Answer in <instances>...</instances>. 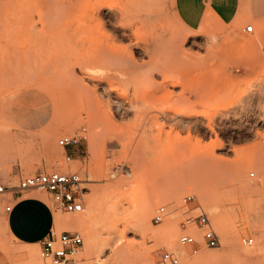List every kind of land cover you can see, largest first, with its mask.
I'll return each instance as SVG.
<instances>
[{"label": "rangeland", "instance_id": "1", "mask_svg": "<svg viewBox=\"0 0 264 264\" xmlns=\"http://www.w3.org/2000/svg\"><path fill=\"white\" fill-rule=\"evenodd\" d=\"M51 2L0 0V182L8 188L0 195L1 242L20 250L30 245L17 240L4 225L5 208L14 206L12 194L21 179L40 172H76L85 181L81 213L56 210L46 192L23 193L44 200L53 218L89 213V199L96 197L92 228L99 248L92 246L86 230L53 224L56 233L82 235L80 264H161L163 251L179 256L184 250L192 257V247L181 245L179 238L187 232L201 241L204 229L186 222L201 212L208 214L221 246L200 249L208 256L221 255L215 264H233L241 256V245L248 247L244 237H253L256 243L259 232L251 220L264 226V205L251 214L258 193L242 187L247 182L264 187V0H239L230 21L209 17L197 30L184 27L175 0L110 3L113 21L106 24L109 19L101 17L105 28L95 27L94 33L138 64L154 67H147L153 88L144 90L162 100L163 113L150 111L152 116L166 117L157 123L135 121L124 89L112 96L113 103L103 99L107 115L116 116L117 123L92 119L71 98L76 80L92 90L97 82L75 58L70 65L56 60L54 53L66 49L71 30L93 25L98 10L92 6L88 14L80 10L67 15L61 0ZM213 3L221 6L224 0ZM248 25L254 26L253 33L245 31ZM81 40L74 37L73 54L82 50ZM96 89L102 94L100 86ZM23 91L31 93L33 103L22 101ZM129 91L134 100L133 90ZM117 98L129 105L121 113L115 108ZM189 115L193 122L185 125ZM64 136H78L80 144L64 150L58 145ZM188 196L194 197L190 203L185 201ZM211 205L218 209L221 225ZM161 206L168 216L157 225L152 219ZM143 209L151 210L146 234L136 226ZM168 224L171 229L164 231ZM186 260L180 264H196ZM247 262L264 264V249Z\"/></svg>", "mask_w": 264, "mask_h": 264}, {"label": "bare ground", "instance_id": "2", "mask_svg": "<svg viewBox=\"0 0 264 264\" xmlns=\"http://www.w3.org/2000/svg\"><path fill=\"white\" fill-rule=\"evenodd\" d=\"M112 1L113 0H61L62 7L65 13H67V15H73L75 12H78L80 10H85V12L88 14L90 13V8L92 6H94L93 9L96 8V12L98 10V15L96 19H94L93 25L87 24L81 29L75 30L74 32H72L71 30L68 33L66 38V49L60 53H54L55 59L59 61L60 58H62L64 61L68 62L71 65L73 63V58H75L82 70L86 71L88 77L97 82L95 89L92 90L89 86L84 83V81L76 80L75 83H72V90L70 94L71 98H74V100L79 103V107L85 110L92 119L104 118L107 122L109 120L117 123L116 121H118V118L116 119V116H112L110 118L107 115L105 111L106 108L104 107L105 102L103 99H106L107 97L108 99H106V101H108L112 98L115 93L118 95L121 89H124L125 91H127V94L124 99L128 100V104L130 105V107L135 109V121L140 123H157L159 120H164L166 117L164 116L165 118H160L158 116H152L150 113V111L160 113H163V111L159 109L160 104L162 102L161 98H159V96H155V93L153 92H147V90H144V88L151 87L154 84L153 75L148 73V66L146 64H138L134 58L128 56L126 54L127 52H125L124 50L117 48V46H115L113 42L108 39L101 40V34L99 37L94 33L95 27L96 29H98V27L105 28V23L102 21V18L109 19L106 21V24H109L111 21H113L112 17H114L115 14L110 4L112 3ZM51 3L54 5L56 2L55 0H52ZM106 8H108L109 11L106 12ZM124 21L127 22L125 16ZM184 27L186 26L184 25ZM98 32L100 31L98 30ZM135 33L137 32L135 31ZM135 33L133 34L136 35ZM75 36H79L82 38L81 42L83 45L81 51H76V53L73 54L72 45L74 43ZM148 68L154 69V67L152 66ZM172 84L174 85L175 82L172 81ZM98 86L101 87L102 94L97 93L96 88ZM130 88L134 92V100H130L128 96V91L130 90ZM151 88H153V86ZM122 99L123 98H117L114 100L116 111L119 113H121L123 110L125 111V107H129V105L126 106V104L122 102ZM112 100L113 99H111V102L113 103ZM172 112L174 113V110H172ZM186 117L187 118L183 121L185 125H188L193 122L191 121L192 115ZM103 120L100 119L99 121ZM252 160L253 159L250 158L248 162H251ZM243 184L244 185H242V187H246L248 191H252L253 193L257 192L258 196L260 197L256 203H252L251 214H255L258 209V206L264 205V187H251L247 185L249 184L248 182L247 184ZM88 208L90 209L89 213L81 214L76 218H63L59 215H56L55 225L56 227H62L64 225L71 228H81L86 230L87 237L91 241L92 246L94 248H99L100 245L98 244L97 238L92 228L98 211V200L96 199V197H90L88 202ZM210 210L217 215L216 221L219 225H221L218 209L215 206L211 205ZM150 215L151 210L149 209H143L138 214L136 226L140 229L143 234H146L149 230ZM251 222L253 226L258 229L259 232L256 236V243L248 247L241 245L239 249L241 256H239V258L236 257V259L232 261L233 264H247V261L251 259L254 254L264 249V246H262V244L264 243V226H260L254 220H251ZM4 225L7 226V219L4 220ZM164 228V231H168L169 229H171V225L168 224ZM224 236L225 241L229 243L230 238L227 236L225 229ZM3 242L4 241L1 242L0 239V248L10 255L14 264H18V258L24 260L23 263L21 262L22 264H41V257L39 256V252L36 253L33 250L21 252L18 249L11 248L12 245L9 246L7 244H4L5 242ZM183 251L184 250L179 251V256L175 253L174 254L180 257L183 261H185V258H187L186 261L189 260L195 262L196 264H215L216 262L222 259L221 255L208 256L203 253L201 249L194 253L192 257H190L187 253Z\"/></svg>", "mask_w": 264, "mask_h": 264}, {"label": "built area", "instance_id": "3", "mask_svg": "<svg viewBox=\"0 0 264 264\" xmlns=\"http://www.w3.org/2000/svg\"><path fill=\"white\" fill-rule=\"evenodd\" d=\"M248 33L254 32V26L248 25L245 29ZM81 139L78 136H64L58 141L60 148L66 150L70 147H76L80 144ZM66 161L71 160V156L65 155ZM255 176L254 173L251 174ZM85 181L76 172L52 171L50 173H36L20 180L16 187V192L23 193L33 190L46 192L56 210L65 213L77 214L85 209L83 193ZM8 188L0 182V195L6 193ZM193 196L186 197V202H192ZM13 206H6L5 210L10 213ZM168 216L165 206L159 207L154 216L153 223L162 224ZM187 223H194L204 232L201 241L197 240L190 233L184 232L179 242L186 247H192V252L196 253L203 245L207 248L214 249L221 246V240L217 232L212 228L211 220L207 213L201 212L195 217H189ZM243 243L250 246L254 243L253 237H244ZM41 264H79L80 256L84 248V240L79 232L62 231L56 233L52 231L45 238L40 247ZM181 258L171 251H163L160 255L161 264H180Z\"/></svg>", "mask_w": 264, "mask_h": 264}, {"label": "crops", "instance_id": "4", "mask_svg": "<svg viewBox=\"0 0 264 264\" xmlns=\"http://www.w3.org/2000/svg\"><path fill=\"white\" fill-rule=\"evenodd\" d=\"M177 14L183 24L190 30L200 29L209 17L217 21H230L235 15V9L239 7V0H224V5L217 6L213 0H175ZM22 101L33 103V97L28 91H23ZM34 191V190H33ZM29 191L28 193H31ZM31 195H35L32 193ZM14 206L7 217V226L10 233L19 241L28 243L26 250L38 252V245L53 231L55 218L44 200L37 197H24V193L12 194ZM56 217V216H55ZM1 249V248H0ZM2 250V251H1ZM0 250V264H10V255L3 249ZM8 256H6L5 254ZM12 260V258H11ZM12 264L13 260H12Z\"/></svg>", "mask_w": 264, "mask_h": 264}]
</instances>
